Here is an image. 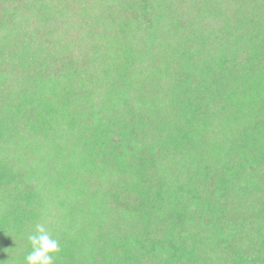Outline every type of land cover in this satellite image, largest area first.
I'll use <instances>...</instances> for the list:
<instances>
[{"label": "trees", "instance_id": "1", "mask_svg": "<svg viewBox=\"0 0 264 264\" xmlns=\"http://www.w3.org/2000/svg\"><path fill=\"white\" fill-rule=\"evenodd\" d=\"M264 264V0H0V264Z\"/></svg>", "mask_w": 264, "mask_h": 264}, {"label": "clouds", "instance_id": "2", "mask_svg": "<svg viewBox=\"0 0 264 264\" xmlns=\"http://www.w3.org/2000/svg\"><path fill=\"white\" fill-rule=\"evenodd\" d=\"M32 250L25 257L26 264H54V255L60 251L59 242L53 239L42 224L28 237Z\"/></svg>", "mask_w": 264, "mask_h": 264}]
</instances>
